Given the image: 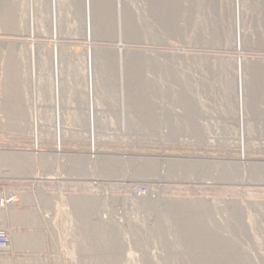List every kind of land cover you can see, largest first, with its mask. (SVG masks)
Returning a JSON list of instances; mask_svg holds the SVG:
<instances>
[{
	"label": "rangeland",
	"instance_id": "rangeland-1",
	"mask_svg": "<svg viewBox=\"0 0 264 264\" xmlns=\"http://www.w3.org/2000/svg\"><path fill=\"white\" fill-rule=\"evenodd\" d=\"M5 1L0 157H31L0 158V264H264V0H92L91 41L85 0H57V39L51 0Z\"/></svg>",
	"mask_w": 264,
	"mask_h": 264
},
{
	"label": "bare ground",
	"instance_id": "bare-ground-1",
	"mask_svg": "<svg viewBox=\"0 0 264 264\" xmlns=\"http://www.w3.org/2000/svg\"><path fill=\"white\" fill-rule=\"evenodd\" d=\"M7 1V0H6ZM5 1V2H6ZM104 1V0H103ZM105 1H107V0H105ZM153 1V9H154V11H155V13L156 14H158V15H161L162 14V4H160V3H162V1L163 0H152ZM172 2V1H171ZM92 0H85V30H86V40L87 41H91L92 40V34H93V16H92ZM166 3V2H165ZM175 3V2H174ZM1 4H3V3H1ZM9 4V3H8ZM7 4V5H8ZM12 4V3H11ZM50 7H51V25H52V29H50L51 31H52V38H54V39H57L58 38V33H59V29H58V26H59V24H58V12H57V5H58V2H57V0H51L50 1ZM94 4V3H93ZM99 4V3H98ZM107 4V3H106ZM110 4V3H109ZM6 5V4H5ZM7 5H6V8H7ZM35 5V4H34ZM4 6V5H3ZM13 6V5H12ZM31 6H33V4L31 5ZM114 6V5H113ZM163 6H165V5H163ZM10 7V6H9ZM8 7V8H9ZM15 7V6H14ZM176 6H174V8H175ZM33 8V7H32ZM35 8V7H34ZM59 8V7H58ZM95 8H97V7H95ZM15 9V8H14ZM173 9V8H172ZM176 9V8H175ZM5 9H2V11L3 12H5V19H6V21H7V23H8V25L9 24H13L14 26H16V27H18L19 26V29L21 30V28H23V27H21L20 28V26H22V19H20V17H19V20H20V22H22L21 23V25L18 23V20H17V18H18V16H17V14H16V11L14 10L13 11V7H11L9 10H5ZM30 10V9H29ZM34 10V9H33ZM174 10V9H173ZM1 11V12H2ZM166 11V10H165ZM21 12H24V10L22 11L21 10ZM20 12V13H21ZM30 12V11H29ZM31 12H32V10H31ZM31 12L29 13V14H27V15H29V19H28V24H29V27H31V29H30V34H31V36H33V34H34V36H35V33H36V28H35V19H36V17L34 18V14H33V16H32V14H31ZM166 12H168V10L166 11ZM172 12V11H171ZM18 13V12H17ZM28 13V12H27ZM34 13V12H33ZM161 13V14H160ZM164 13V12H163ZM169 13V12H168ZM0 14H2V13H0ZM19 14V13H18ZM30 14H31V16H30ZM3 15V14H2ZM164 15V14H163ZM171 15V14H170ZM22 16V15H21ZM25 16V15H24ZM166 16H168V15H166ZM42 17V16H41ZM103 17V16H102ZM110 17V16H109ZM162 17V16H161ZM23 18V17H22ZM25 18V17H24ZM3 20H4V18H2ZM109 19V18H108ZM163 20V19H162ZM17 21V22H16ZM24 22H25V20H23ZM43 21H44V19H43ZM169 21V20H168ZM3 22H5V21H3ZM40 22V21H39ZM42 22V21H41ZM17 23V24H16ZM99 23V22H98ZM101 23V22H100ZM108 23V22H107ZM19 24V25H18ZM13 25H9V27L11 26H13ZM42 25V24H41ZM130 25V24H129ZM7 26V25H6ZM13 26V29L15 28ZM50 26V25H49ZM8 27V26H7ZM8 27V28H9ZM37 27V26H36ZM10 29V28H9ZM16 29V28H15ZM24 29V28H23ZM29 30V29H28ZM51 31H50V33H51ZM239 31V30H238ZM45 32V31H44ZM13 33V32H12ZM238 33V32H237ZM241 32H239V34H240ZM29 34V35H30ZM236 35V34H235ZM241 35V34H240ZM39 36V35H38ZM47 37V36H46ZM237 37H239V35H237ZM236 37V38H237ZM39 38V37H38ZM51 38V37H50ZM31 39V38H30ZM64 40V39H63ZM75 40V39H74ZM237 41H238V39H236ZM29 41V40H28ZM54 45V44H53ZM237 46H241V43L240 44H238ZM33 47V46H32ZM35 47V46H34ZM34 48H30V52H31V56H32V63H31V74L33 75L32 77H33V85H34V87H35V85H36V82L34 81V75H36L37 73H36V68H37V66H36V57H35V51L36 50H33ZM37 49V48H36ZM120 49V48H119ZM122 50H123V47H122ZM51 56H52V59H51V61H52V70H53V86H55L56 88H57V90L58 89H60V85H61V63H62V60L60 59V52H59V49H57V46L56 47H54L53 49H52V52H51ZM62 54V53H61ZM87 58H86V60H87V82H88V89H89V93L91 94V92H93V88H92V85H93V80H94V73H93V67H92V56L94 55L93 54V50H92V48H89V50L87 51ZM242 60H240L239 61V63H238V68H237V79L239 80V83L241 84V88H240V92H239V94H240V97L242 96V101H243V92L242 91H244L243 90V75L242 74H244V72H242L244 69V65H243V62H241ZM94 65V64H93ZM84 66V65H83ZM96 68V67H95ZM84 69H86V68H84ZM38 71V70H37ZM39 73V72H38ZM257 74H258V72H257ZM259 75V74H258ZM37 77V76H36ZM86 78V77H85ZM38 79V78H37ZM32 80V79H31ZM40 80V79H39ZM40 85V84H39ZM246 87V86H245ZM37 88L38 87H36V90H37ZM56 88H53V89H55L56 90ZM42 88H40V90H41ZM33 90V89H32ZM35 90V89H34ZM55 90H53V93H54V91ZM38 91V90H37ZM37 91H36V98H37V94H39V93H37ZM56 93V92H55ZM58 93V92H57ZM42 94V93H41ZM59 94V93H58ZM238 94V95H239ZM242 94V95H241ZM40 95V94H39ZM60 95V94H59ZM93 95V94H92ZM239 97V98H240ZM35 97H34V104H36L37 103V101L39 102V100H41L39 97V100L38 99H36ZM55 98V102H53L55 105H58L59 104V101L56 99V97H54ZM57 98H58V96H57ZM91 96H90V99H89V108L91 109V112L89 111V117H88V122H89V127H90V129H91V131L94 129V127H96V125H94V117H93V115H92V110L94 111V109H93V103H92V101L93 100H91ZM241 99V98H240ZM145 100V98L143 99L142 98V102ZM54 101V100H53ZM33 103V102H32ZM86 103V102H85ZM40 104V103H39ZM32 107V106H31ZM34 110V109H33ZM54 110H56L55 108H54ZM33 112V111H32ZM32 112H30V113H32ZM58 113V112H57ZM56 113V114H57ZM91 113V114H90ZM37 116H38V113H37ZM56 116V115H55ZM33 117V116H32ZM39 117V116H38ZM38 117H36L37 119H38ZM56 118V117H55ZM59 118H60V116H59ZM93 118V119H92ZM28 121V120H27ZM34 121V120H33ZM56 121H58V120H56ZM32 122V121H31ZM56 124V123H55ZM41 125V124H40ZM58 125H61L60 123L58 124ZM32 131H33V134H34V138H36V140H38V134H37V131H38V128L40 127L39 126V123L37 122V123H33L32 124ZM55 127H56V125H55ZM60 127V126H59ZM30 129V128H29ZM56 129V128H55ZM58 129V128H57ZM61 129H62V127H61ZM60 130V129H59ZM95 130V129H94ZM40 131H42L41 129H40ZM56 131V130H55ZM58 131H56V133H57ZM60 132V131H59ZM38 133H41V132H39L38 131ZM60 134H61V132H60ZM48 136V135H47ZM59 135H57V137H58ZM58 140V139H57ZM59 141V140H58ZM60 141H61V139H60ZM59 144V143H58ZM38 151H40L39 150V146H37V148H36ZM30 155L29 156H27V155H24V156H19V155H15L14 153H7V154H4V156H3V158L2 157H0L1 158V160L3 159V160H5V161H8L10 164H13V165H15V169H21V170H26L27 169V167H28V165H29V159H30ZM37 158V157H36ZM34 159H35V157H34ZM38 159V158H37ZM28 161V162H27ZM43 164V163H42ZM107 168V167H106ZM109 169H111L110 168V166H109ZM107 170H108V168H107ZM21 172V171H20ZM0 198H1V193H0ZM178 204V207H180V208H186V209H189V203H183V202H178L177 203ZM191 207V206H190ZM177 208V207H176ZM3 210V209H2ZM181 211V210H180ZM190 211V210H189ZM188 211V212H189ZM185 212H187L186 210H185ZM205 212V211H204ZM1 214V213H0ZM185 214V213H184ZM1 216V215H0ZM196 218V217H195ZM194 218V219H195ZM200 218V217H199ZM202 218V217H201ZM200 218V219H201ZM189 219V218H188ZM203 220V222H204V219H202ZM195 221H196V219H195ZM192 222V221H191ZM196 223V222H195ZM198 223V222H197ZM196 223V224H197ZM199 223H200V221H199ZM189 224V223H188ZM192 228V227H191ZM190 229V228H189ZM195 230H197V229H195ZM195 232V231H194ZM193 232V233H194ZM190 234H191V230H190ZM204 234H205V232H204ZM194 235V234H193ZM195 236V235H194ZM211 236V235H210ZM187 239V238H186ZM193 239H194V237H193ZM193 241V240H192ZM226 244V243H225ZM223 249L225 250V251H234L235 249H234V247L232 246V245H230V244H227V245H224L223 246ZM234 249V250H233ZM230 253V252H229ZM227 260H229V261H231L230 259H227ZM230 263V262H229ZM231 264H234V262L232 263L231 262Z\"/></svg>",
	"mask_w": 264,
	"mask_h": 264
},
{
	"label": "built area",
	"instance_id": "built-area-1",
	"mask_svg": "<svg viewBox=\"0 0 264 264\" xmlns=\"http://www.w3.org/2000/svg\"><path fill=\"white\" fill-rule=\"evenodd\" d=\"M143 194L145 193L143 192ZM14 203H15V198L13 197L0 198V210L7 208L9 205ZM9 243H10V238L8 233L2 228H0V248L6 249L7 247L10 246Z\"/></svg>",
	"mask_w": 264,
	"mask_h": 264
},
{
	"label": "crops",
	"instance_id": "crops-1",
	"mask_svg": "<svg viewBox=\"0 0 264 264\" xmlns=\"http://www.w3.org/2000/svg\"><path fill=\"white\" fill-rule=\"evenodd\" d=\"M0 126H1V127H5V128H7V127H15L16 125H13V124H7V123H2V124H0Z\"/></svg>",
	"mask_w": 264,
	"mask_h": 264
}]
</instances>
